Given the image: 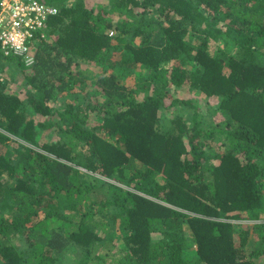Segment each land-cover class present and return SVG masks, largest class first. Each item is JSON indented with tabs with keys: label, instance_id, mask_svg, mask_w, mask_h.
Here are the masks:
<instances>
[{
	"label": "trees",
	"instance_id": "1",
	"mask_svg": "<svg viewBox=\"0 0 264 264\" xmlns=\"http://www.w3.org/2000/svg\"><path fill=\"white\" fill-rule=\"evenodd\" d=\"M43 1L0 48V264H264V0Z\"/></svg>",
	"mask_w": 264,
	"mask_h": 264
},
{
	"label": "built area",
	"instance_id": "2",
	"mask_svg": "<svg viewBox=\"0 0 264 264\" xmlns=\"http://www.w3.org/2000/svg\"><path fill=\"white\" fill-rule=\"evenodd\" d=\"M59 8L43 0H0V48L4 55H17L33 62L34 40L44 36L50 17ZM0 81H4L0 73Z\"/></svg>",
	"mask_w": 264,
	"mask_h": 264
},
{
	"label": "rangeland",
	"instance_id": "3",
	"mask_svg": "<svg viewBox=\"0 0 264 264\" xmlns=\"http://www.w3.org/2000/svg\"><path fill=\"white\" fill-rule=\"evenodd\" d=\"M86 2H87V4H88V6H90V7H92V6H93V7H97V6H99L100 4H102V5H107V0H86ZM84 67H87V65H84ZM81 68H82V65H81ZM89 69H90L93 73H97L98 70H99V68H96V67H94V66H92V68H89ZM12 70H13V68H12L11 66H5V67H4V71H3V73L0 72V73L3 75V77H4V81H5V80H8V81H10V82L12 81V77H13ZM19 73H20V72H19V69H16V75H18ZM16 80H17V78H16ZM21 82H22V80H21V78H20V79H18V81H17L16 83H18V85H20ZM11 83H12V85H14V84H13L14 81H12ZM88 83H90L89 80H88ZM127 83H130V84L133 83L132 77H131V79L128 80ZM15 87H17V86H15ZM17 88H18V87H17ZM66 93H67V91H64L63 94L60 95L59 101L57 102L58 104H59V102H60V103H62V102H65V103L69 102V103H71V102H74V101H75L72 97H69ZM180 93H181V95H182L183 97H185V96L187 95V93H186L184 90H180ZM86 102H87V99H86ZM97 176L101 177L100 174H98ZM238 223H242V224H244V225H246V226H250V225L254 224L255 222H254V221H239ZM67 258H68V257L65 258V263H66V264H72L73 261H72V260L70 261V260H68Z\"/></svg>",
	"mask_w": 264,
	"mask_h": 264
},
{
	"label": "clouds",
	"instance_id": "4",
	"mask_svg": "<svg viewBox=\"0 0 264 264\" xmlns=\"http://www.w3.org/2000/svg\"><path fill=\"white\" fill-rule=\"evenodd\" d=\"M23 58V57H22ZM24 59V58H23ZM25 60V59H24ZM26 62V61H25ZM28 64V63H27Z\"/></svg>",
	"mask_w": 264,
	"mask_h": 264
}]
</instances>
